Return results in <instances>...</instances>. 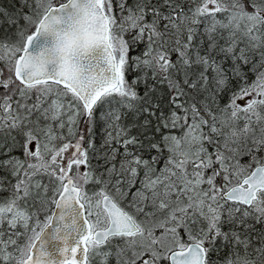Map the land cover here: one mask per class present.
Returning <instances> with one entry per match:
<instances>
[{
	"label": "snow or ice",
	"instance_id": "6c2138e0",
	"mask_svg": "<svg viewBox=\"0 0 264 264\" xmlns=\"http://www.w3.org/2000/svg\"><path fill=\"white\" fill-rule=\"evenodd\" d=\"M0 264H264V0L0 6Z\"/></svg>",
	"mask_w": 264,
	"mask_h": 264
},
{
	"label": "trees",
	"instance_id": "16d2710c",
	"mask_svg": "<svg viewBox=\"0 0 264 264\" xmlns=\"http://www.w3.org/2000/svg\"><path fill=\"white\" fill-rule=\"evenodd\" d=\"M17 3V0H0V6L11 8Z\"/></svg>",
	"mask_w": 264,
	"mask_h": 264
}]
</instances>
